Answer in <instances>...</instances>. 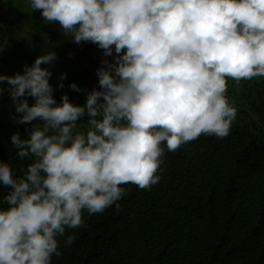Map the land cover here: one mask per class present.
Returning a JSON list of instances; mask_svg holds the SVG:
<instances>
[{
    "label": "clouds",
    "instance_id": "9594fccd",
    "mask_svg": "<svg viewBox=\"0 0 264 264\" xmlns=\"http://www.w3.org/2000/svg\"><path fill=\"white\" fill-rule=\"evenodd\" d=\"M48 24L105 57L99 88L83 105L50 83L55 51L23 72L0 74L16 106L14 121L32 124L11 144L32 161L23 176L0 161V264H51L57 237L83 226L124 196L123 185L150 189L161 179L166 145L176 151L201 135H229L237 109L228 79L264 77V0H30ZM0 39V52L9 46ZM61 76L60 88L64 87ZM71 89L80 92L76 83ZM28 97L34 99L30 104ZM87 118V127L80 122ZM35 122V123H33ZM69 236L67 243L71 244Z\"/></svg>",
    "mask_w": 264,
    "mask_h": 264
},
{
    "label": "trees",
    "instance_id": "16d2710c",
    "mask_svg": "<svg viewBox=\"0 0 264 264\" xmlns=\"http://www.w3.org/2000/svg\"><path fill=\"white\" fill-rule=\"evenodd\" d=\"M4 17L10 29L0 25V39L19 49L17 60L35 61L27 50L43 35L57 41L47 51H55L58 60L74 53L75 60L97 70L113 58L96 44L52 35L30 0H0V23ZM54 65L42 66L53 72ZM70 81L71 76L58 86L57 103L71 90ZM226 95L237 109L229 135H201L176 151L162 145L159 182L150 189L123 185L119 209L114 204L103 213L85 211L83 226L57 237L61 254L53 255L51 264H264V77L228 79ZM80 123L86 129L87 118ZM17 132L28 138L24 126L0 124V161L23 176L32 161L16 155L11 136ZM8 191L0 186V207H8L3 199Z\"/></svg>",
    "mask_w": 264,
    "mask_h": 264
},
{
    "label": "rangeland",
    "instance_id": "374dc122",
    "mask_svg": "<svg viewBox=\"0 0 264 264\" xmlns=\"http://www.w3.org/2000/svg\"><path fill=\"white\" fill-rule=\"evenodd\" d=\"M3 21L4 22L0 23V25L5 26L6 29L5 28L4 29L9 31L10 24L7 23L9 22L8 17L7 18L4 17ZM52 33H53V30H52ZM8 34L12 36V32H8ZM36 35H39L38 32H36ZM45 39H50V37L46 35ZM8 41L10 42L9 46H6L4 50L0 52V74L14 75L17 72L22 73L24 70V66L31 65L34 61L17 60L16 58L18 57V54L16 52H18L19 49L18 48L13 49L14 47L13 42H11V40H8ZM53 41H55V39H53ZM53 47H55V45H53ZM8 50L9 52L7 53ZM47 50L48 49L44 47L41 50V52L45 53ZM27 52L30 54V56L34 58H37L41 54L34 50V42H33V45H31V50H27ZM53 63H55L53 67V72H52L54 76H51L50 80L52 81H50V83L53 85L55 89L54 91L55 94H57L58 86L61 83V81L59 80H61V76L65 73L71 76L72 78V81L68 82V85L74 82L81 89L80 92L74 91L72 89L71 90L65 89L63 91L64 94H67L69 96L70 101H73V99L75 100L73 101L74 104H77L80 102L83 103L84 100H86L87 92H85L84 89H87V91H91L94 88H99L98 76L96 74L97 70L88 66V63L86 61H82V59L75 60L74 53H72V55L66 54L64 55V58H61L59 60L56 59L55 62ZM69 76L66 75V79H64V82H67V79H69ZM2 87L4 88V91L0 93V124L6 125L9 123H14V125H19L22 127L24 126L26 130H30L32 128V124H20L14 121V117H16L17 115L16 106L13 103L12 98L9 95L7 83L5 82L2 85ZM30 98L31 97H28V99Z\"/></svg>",
    "mask_w": 264,
    "mask_h": 264
},
{
    "label": "crops",
    "instance_id": "0c3cea01",
    "mask_svg": "<svg viewBox=\"0 0 264 264\" xmlns=\"http://www.w3.org/2000/svg\"><path fill=\"white\" fill-rule=\"evenodd\" d=\"M48 28L50 31L53 30V33L52 35H55L57 37H60L61 35H63L62 37V40H69V39H72L71 35L70 34H64L63 31L61 30L60 28V25L58 23L56 24H48ZM15 32V31H14ZM22 35H24V33H22ZM42 36V35H41ZM44 36V35H43ZM43 36L39 39H37L35 42H34V48L37 49V50H42L44 47L45 48H50L51 46L57 44L55 42H50L48 39H45V37L43 38ZM26 37V34L25 36ZM34 49V50H35Z\"/></svg>",
    "mask_w": 264,
    "mask_h": 264
}]
</instances>
